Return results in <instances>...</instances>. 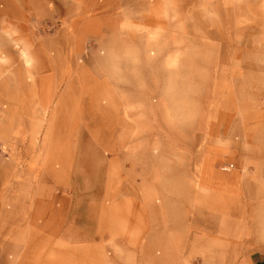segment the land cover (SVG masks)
Wrapping results in <instances>:
<instances>
[{
  "label": "rangeland",
  "instance_id": "rangeland-1",
  "mask_svg": "<svg viewBox=\"0 0 264 264\" xmlns=\"http://www.w3.org/2000/svg\"><path fill=\"white\" fill-rule=\"evenodd\" d=\"M264 255V0H0V264Z\"/></svg>",
  "mask_w": 264,
  "mask_h": 264
},
{
  "label": "crops",
  "instance_id": "crops-1",
  "mask_svg": "<svg viewBox=\"0 0 264 264\" xmlns=\"http://www.w3.org/2000/svg\"><path fill=\"white\" fill-rule=\"evenodd\" d=\"M249 264H264L263 253L255 252L254 254H252L249 259Z\"/></svg>",
  "mask_w": 264,
  "mask_h": 264
}]
</instances>
